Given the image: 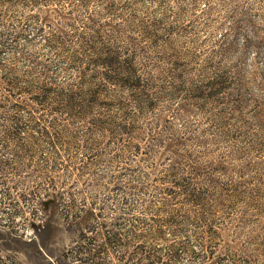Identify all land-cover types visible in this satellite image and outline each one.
<instances>
[{"label": "rangeland", "instance_id": "rangeland-1", "mask_svg": "<svg viewBox=\"0 0 264 264\" xmlns=\"http://www.w3.org/2000/svg\"><path fill=\"white\" fill-rule=\"evenodd\" d=\"M0 264H264V0H0Z\"/></svg>", "mask_w": 264, "mask_h": 264}]
</instances>
